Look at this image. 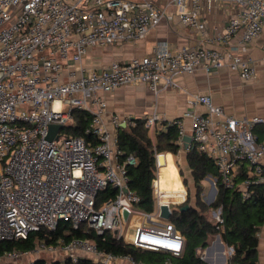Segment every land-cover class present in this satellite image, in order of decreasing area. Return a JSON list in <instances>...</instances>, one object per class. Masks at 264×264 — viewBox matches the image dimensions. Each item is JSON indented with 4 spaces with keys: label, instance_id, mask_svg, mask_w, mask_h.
<instances>
[{
    "label": "built area",
    "instance_id": "obj_1",
    "mask_svg": "<svg viewBox=\"0 0 264 264\" xmlns=\"http://www.w3.org/2000/svg\"><path fill=\"white\" fill-rule=\"evenodd\" d=\"M217 1L169 3L176 7L181 24L203 32L200 8L204 3L210 11ZM226 1L238 12L209 40L224 45L240 33L245 49L264 31V0ZM164 13L165 6L152 0H0V241L25 238L40 228L53 230L64 221L74 230L100 235L109 231L135 247L182 253L184 236L170 219L160 216V206L167 205L171 212L180 208L186 191L173 200L160 189L157 153L151 180L153 209L135 208L138 197L128 186L125 170L135 158L120 160L117 143L119 126L133 123L132 118L108 115L104 94L133 83L157 93L176 86V73L198 69L210 73L226 67L244 80L253 79L256 70L240 54L205 44L173 49L162 44L148 55L112 60L98 69L84 66L91 48L137 41L158 25ZM188 103L203 110H185L172 121L177 143L183 148L188 119L191 141L184 151L205 154L216 166L221 186L237 190L241 199L249 198L254 186L264 183V114L236 116L214 104L208 93H196ZM74 109L89 115L85 131L95 144L63 131L73 122ZM159 119L152 112L144 117V126L155 132ZM51 124L62 128L49 140ZM108 188L113 194L99 198L98 193ZM133 217V234L127 241L123 230ZM208 219L222 229V206L212 208ZM256 235L257 264H264V232ZM224 249L228 256L233 252L231 246ZM41 252L51 261L76 262L83 256L100 264H136L131 256L103 252L84 237L41 242L25 252L8 251L0 255V262Z\"/></svg>",
    "mask_w": 264,
    "mask_h": 264
},
{
    "label": "trees",
    "instance_id": "obj_2",
    "mask_svg": "<svg viewBox=\"0 0 264 264\" xmlns=\"http://www.w3.org/2000/svg\"><path fill=\"white\" fill-rule=\"evenodd\" d=\"M72 114L73 122L64 126L63 131L84 138L88 145L95 144V138L85 131L89 115L78 109H74ZM131 120L133 123L119 126L117 130L119 159L124 160L128 155L134 156L135 163L125 165L128 186L138 197L134 203L135 208L149 212L154 206L151 180L156 169L155 154L170 152L176 155L178 153L180 145L176 141L177 128L172 122L163 121L164 129L157 128L154 138H152L144 126L143 117L132 118ZM185 161L196 188L195 202L185 210L173 209L169 217L185 239L184 248L180 255L135 247L122 239H117L109 231L100 235L93 231L74 230L64 221L59 222L53 230L40 228L29 232L25 238L0 241V255L8 251L25 252L41 242L52 244L58 240L68 241L75 237H84L91 239L96 247L103 252L131 256L136 264H208L200 258L198 250L209 246L210 240L215 234H219L223 244L231 246L233 249L226 264H257L258 238L256 234L264 223V183L254 186V192L249 198L241 199L237 190H228L221 186L217 178L216 166L205 154L196 149L186 150ZM206 176L216 178L217 193L210 204H206L200 197L201 182ZM112 194L113 190L108 188L99 192L98 196L101 198ZM217 206H222L224 218L220 230L210 223L207 216L210 210ZM66 229L70 231L66 232ZM24 264L100 263L82 256L76 262L64 258L48 263L45 258L38 257L30 263Z\"/></svg>",
    "mask_w": 264,
    "mask_h": 264
},
{
    "label": "crops",
    "instance_id": "obj_3",
    "mask_svg": "<svg viewBox=\"0 0 264 264\" xmlns=\"http://www.w3.org/2000/svg\"><path fill=\"white\" fill-rule=\"evenodd\" d=\"M152 1L157 6H165V13L157 26L137 41L91 48L83 58L84 66L98 69L112 60H128L133 56L148 55L162 44L170 49L205 44L221 51L240 54L256 70L255 77L244 80L238 72L223 67L210 73L201 69L193 73H176L173 75L176 86L166 87L157 93L140 83L122 85L104 94L107 114H117L121 119L144 118L156 111L160 119L156 122L155 130L164 129L163 121L172 122L185 110H203L202 106L191 107L188 103V99L196 93H208L214 104L236 116L264 114V31L249 42L245 49L239 43L240 33L224 45L215 44L209 38L238 12L239 8L235 4L219 0L207 11L203 3L199 14L205 21L206 28L200 32L179 22L176 7L169 0ZM184 124L185 135L190 136V121L186 119ZM148 134L154 138L155 132ZM178 152L185 155L182 146ZM161 153L164 154V159L159 167L160 189L171 195V199L179 200L184 196L185 189L178 179L173 161L175 156L170 152ZM183 157L185 160V156ZM217 249L222 257L221 248L218 246Z\"/></svg>",
    "mask_w": 264,
    "mask_h": 264
},
{
    "label": "rangeland",
    "instance_id": "obj_4",
    "mask_svg": "<svg viewBox=\"0 0 264 264\" xmlns=\"http://www.w3.org/2000/svg\"><path fill=\"white\" fill-rule=\"evenodd\" d=\"M149 132L150 131H148V133ZM174 156L175 157L173 158V161H174L177 173H178V179L186 191V196H185V200H184L183 204L188 203L189 205H193L195 202V200H194L195 196L194 195H195L196 188H195V185L192 181V177L190 174L189 167L184 160L183 156H185V155H184V153L178 152V154H176ZM155 171H157V170H155ZM208 177L212 178V176H208ZM201 183H202V192L200 194V197H201L202 201H204L207 204V199L209 197H211L212 193H213L211 190V182L209 179L204 178ZM135 220H136V218L134 219V217H133L124 226L123 232H125L124 233L125 235L128 234L127 241H130V239L132 237L133 224H134ZM260 230L262 232H264V223H263V225H261ZM218 238L220 239V235L215 234V236L210 240L209 246H207V247H209L208 249L204 248V249L198 250V254L201 257H203L202 259L204 261H206L208 264H219L222 262V259H221L222 257H221L220 251L217 249L218 248V242H217ZM223 252H224V257H225V261L223 264H225V262L228 260L229 256L226 252V249H224ZM257 255H258V257L260 255V249L258 247H257ZM38 257H43L47 261H51V259H52L49 254H46L44 252H41L38 255L28 253V254L19 255L16 259H5L4 261H1L0 264H24V263H29L32 259L38 258Z\"/></svg>",
    "mask_w": 264,
    "mask_h": 264
},
{
    "label": "water",
    "instance_id": "obj_5",
    "mask_svg": "<svg viewBox=\"0 0 264 264\" xmlns=\"http://www.w3.org/2000/svg\"><path fill=\"white\" fill-rule=\"evenodd\" d=\"M122 126H124V125H122ZM60 128H62L61 125H58V124H51V125L49 126V131H48V134H47V138H48L49 140H51L52 138H57L56 132H57ZM183 141H184V143H183V148H186V147L188 146V144L190 143V141H191L190 136L184 135V136H183ZM156 158H157V161H159V163H161V162H163L164 154H163V153H158V154L156 155ZM206 178L210 180V182H211V190H212V192H213V193H212V196L209 197V198L207 199V203L210 204L211 202H213L214 197H215V194H216V191H217V187H216V178H214V177L210 178V177H208V176H207ZM189 206H190V205H189L188 203H185V204H183L182 206H180V209H181V210H185V209L189 208ZM170 214H171V210H169V208H168L167 205H161V206H160V216H161L162 218H164V219H169ZM126 215H127V213L124 212V216H126ZM217 242H218V246L221 248V251H222V262L219 263V264H223L224 261H225L224 252H223V251H224V244H223V242H222L219 238L217 239ZM208 248H209V247H208ZM208 248H207V249H208Z\"/></svg>",
    "mask_w": 264,
    "mask_h": 264
}]
</instances>
